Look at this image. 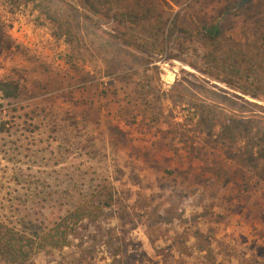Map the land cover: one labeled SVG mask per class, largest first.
Returning a JSON list of instances; mask_svg holds the SVG:
<instances>
[{
  "label": "rangeland",
  "instance_id": "374dc122",
  "mask_svg": "<svg viewBox=\"0 0 264 264\" xmlns=\"http://www.w3.org/2000/svg\"><path fill=\"white\" fill-rule=\"evenodd\" d=\"M145 1L162 23L178 8ZM246 2L212 0L199 14L234 5L224 35L248 41L264 0ZM19 23L27 43L14 37ZM0 30V77L17 86L0 99V220L43 228L103 179L115 188V203L68 247L25 264H264V141L249 135L264 129V110L231 93L263 102L175 59L139 63L121 79L106 55L55 39L29 5L0 0ZM204 88L242 104L232 112L245 122L221 129L215 105L203 115Z\"/></svg>",
  "mask_w": 264,
  "mask_h": 264
},
{
  "label": "trees",
  "instance_id": "16d2710c",
  "mask_svg": "<svg viewBox=\"0 0 264 264\" xmlns=\"http://www.w3.org/2000/svg\"><path fill=\"white\" fill-rule=\"evenodd\" d=\"M6 1L14 8L29 5L36 17L49 25L51 35L71 48L87 45L97 54L106 55L105 59H112V63H106L108 71L120 74L121 79L142 63L148 65L158 58L175 59L208 79L264 103V23L259 24L261 29L251 27L248 41L238 42L225 36L226 29L220 20L234 14V5L220 6L207 16L199 14V10L208 7L212 0H173L178 8L162 23V13H156L154 3L150 5L145 0H72L79 10L69 7L64 0ZM158 1L168 6L166 1ZM1 37L0 30V40ZM203 91L212 95L196 108L211 119V106H218L226 121L220 124L221 129L233 127L235 121L239 125L240 121L245 122L244 114L236 120L237 114L232 112L237 109L243 113L244 106L227 96L226 91L219 89L217 93L208 88ZM16 96V84L0 77V99ZM231 96L264 110V106L248 102L238 94ZM4 127L1 122L0 132ZM251 129V138L264 141V129L259 125ZM115 201V188L103 179L43 228L27 230L0 220V260L6 264H25L38 253L68 247L84 223L99 220Z\"/></svg>",
  "mask_w": 264,
  "mask_h": 264
},
{
  "label": "built area",
  "instance_id": "2783aa9c",
  "mask_svg": "<svg viewBox=\"0 0 264 264\" xmlns=\"http://www.w3.org/2000/svg\"><path fill=\"white\" fill-rule=\"evenodd\" d=\"M20 25H21V28H22V25H23V23H19L18 25H16V27H15V31H17V36H14L15 37V39H17L18 41H20V42H22V43H27V41L25 40V38H24V34H23V36L21 35V33H22V29L20 28Z\"/></svg>",
  "mask_w": 264,
  "mask_h": 264
},
{
  "label": "water",
  "instance_id": "95a60500",
  "mask_svg": "<svg viewBox=\"0 0 264 264\" xmlns=\"http://www.w3.org/2000/svg\"><path fill=\"white\" fill-rule=\"evenodd\" d=\"M244 1H246V0H242V2H244Z\"/></svg>",
  "mask_w": 264,
  "mask_h": 264
}]
</instances>
